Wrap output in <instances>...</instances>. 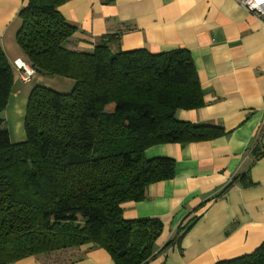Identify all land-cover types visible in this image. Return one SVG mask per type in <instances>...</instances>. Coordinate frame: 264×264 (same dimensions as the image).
<instances>
[{"label":"trees","instance_id":"obj_1","mask_svg":"<svg viewBox=\"0 0 264 264\" xmlns=\"http://www.w3.org/2000/svg\"><path fill=\"white\" fill-rule=\"evenodd\" d=\"M68 1L27 0L19 13L16 41L36 74L75 85L66 95L34 87L26 141L17 144L3 116L15 69L0 44V264L87 246L103 248L116 264H146L163 224L127 221L123 205L145 201L151 185L175 177L174 159H147L146 150L209 142L224 131L176 118L204 104L188 51L113 52L114 36L92 52L71 50L77 28L59 11ZM217 264H264V243Z\"/></svg>","mask_w":264,"mask_h":264},{"label":"crops","instance_id":"obj_2","mask_svg":"<svg viewBox=\"0 0 264 264\" xmlns=\"http://www.w3.org/2000/svg\"><path fill=\"white\" fill-rule=\"evenodd\" d=\"M26 5L27 0H0V44L17 77L3 113L14 144L26 140L29 95L48 80L39 74L28 84L19 79L16 63L30 65L16 41ZM59 11L77 28L67 45L74 51L92 52L108 36L116 39L113 52L188 51L204 104L178 111L176 118L224 131L209 142L146 150L147 159L175 161L173 179L151 185L145 201L123 205L127 221L163 224L155 256L146 264H217L255 252L264 243V16L236 0H70ZM13 120L20 121L18 132ZM13 264L116 263L103 248L87 246Z\"/></svg>","mask_w":264,"mask_h":264},{"label":"built area","instance_id":"obj_3","mask_svg":"<svg viewBox=\"0 0 264 264\" xmlns=\"http://www.w3.org/2000/svg\"><path fill=\"white\" fill-rule=\"evenodd\" d=\"M239 5L244 7L248 12L257 15L258 17L264 16V0H236ZM16 68L19 72V79L22 83L28 84L36 76V70L26 63L17 64Z\"/></svg>","mask_w":264,"mask_h":264},{"label":"rangeland","instance_id":"obj_4","mask_svg":"<svg viewBox=\"0 0 264 264\" xmlns=\"http://www.w3.org/2000/svg\"><path fill=\"white\" fill-rule=\"evenodd\" d=\"M74 85H75L74 82L72 80H69V79H65V78H49L41 86L47 87V88H49L51 90H54V91H56L58 93L66 95V94H71L72 93V91L74 89ZM19 122H20L19 120H15V121L13 120L12 128H13L14 132H18V129L21 127ZM24 133H25V128H24ZM39 256H41V255H39ZM33 257H38V256H33Z\"/></svg>","mask_w":264,"mask_h":264}]
</instances>
